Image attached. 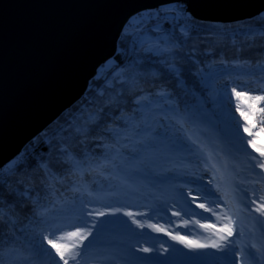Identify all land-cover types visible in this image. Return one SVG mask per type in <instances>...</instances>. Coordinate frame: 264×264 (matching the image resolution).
I'll list each match as a JSON object with an SVG mask.
<instances>
[{
  "label": "trees",
  "instance_id": "16d2710c",
  "mask_svg": "<svg viewBox=\"0 0 264 264\" xmlns=\"http://www.w3.org/2000/svg\"><path fill=\"white\" fill-rule=\"evenodd\" d=\"M262 21H196L186 30L149 21L144 31V20L128 22L114 56L123 66L105 63L82 99L0 169V264L34 259L69 200L90 199L112 177L150 182L166 167L209 169L220 187L228 155L253 157L238 147L249 136L241 113L253 105L242 91L264 89Z\"/></svg>",
  "mask_w": 264,
  "mask_h": 264
},
{
  "label": "water",
  "instance_id": "95a60500",
  "mask_svg": "<svg viewBox=\"0 0 264 264\" xmlns=\"http://www.w3.org/2000/svg\"><path fill=\"white\" fill-rule=\"evenodd\" d=\"M166 0H0V169L75 106L114 57L125 25ZM200 22L232 24L264 0H186Z\"/></svg>",
  "mask_w": 264,
  "mask_h": 264
},
{
  "label": "rangeland",
  "instance_id": "374dc122",
  "mask_svg": "<svg viewBox=\"0 0 264 264\" xmlns=\"http://www.w3.org/2000/svg\"><path fill=\"white\" fill-rule=\"evenodd\" d=\"M151 11L143 12V16L134 15L129 22L132 25L134 23L136 25L144 20L143 24H141V31L147 30V23L153 21V19L148 17V13ZM146 19H149V21ZM152 28L156 29L155 27ZM173 28L186 30L187 26L181 22L176 25L174 24ZM133 50L134 45H131L130 42L129 53H132ZM112 63L108 62L106 66ZM261 87L264 88V84ZM242 92L250 97L253 103L248 113L245 114L248 120L243 125H248L254 135L250 136L248 134L249 136L243 139L245 140L244 144L247 143L244 148L238 147V152L253 157L244 156L245 159L243 158V162H245L242 163V160H237L236 157L228 155L225 162H221V167L224 172L222 185H225L227 173H230L235 177L233 179L230 178V181H233L236 186L238 184L240 190H237L235 186L234 188H230L228 185H225L226 191L228 192V195L225 196L220 190L222 185L220 187L218 186L219 184L217 185V183H221V179L212 177L209 169L203 170L202 168L198 169V171L203 170V172H197V170L192 172V170H195L194 168L185 170L184 167V171L176 174L175 171L172 173L170 172L171 169L166 167L163 169L164 175H159L157 180L147 182L146 179H141L137 182L132 177L122 178L124 184L115 188L114 184L117 176L112 177L110 183L102 186L107 188H103L105 192L111 190L112 194L105 193L102 196L99 195L97 200L93 198L92 201L87 198L86 200L83 197L84 202L77 209L67 207L61 215L64 223L52 228V232H49L45 236L41 251L35 254V260H29L25 264H63L59 253L51 245L47 244L48 239H53L57 244L66 246L63 250L64 259L68 261V264H109L105 263L107 259L106 261L93 260V253L95 252L97 256L103 255V246L106 245L104 236L111 234L117 235L118 242L122 238V241L119 242L121 248L114 241L111 243V249H109L112 255L116 256L114 264H142L143 262L149 264L146 261H154L156 259L155 251L158 250L157 248L146 246L144 248H150L152 251L143 252L138 242L132 243L129 238L120 237L122 236L120 228H122L124 222L131 224L132 228L129 229L136 231L139 227L138 225L142 224L139 217L151 215L149 209H145V207L134 209L135 207L130 208V206L121 205L118 202L120 200L129 202L130 195L135 194L145 199L148 190L153 187L160 189V193L163 196L162 202L157 205L156 209L159 212L164 211L167 213L171 220L183 230H179V234L172 235L183 236L185 241H193L191 245H203L205 247L215 245V243L217 244L214 237L219 235L227 241V247H223V250L227 253L225 254L226 257L230 259L229 264H264V208L261 207L264 205V167H261L264 164V154H262L264 153V124H262V120H264V89L260 88V86H252ZM230 115L232 114L229 113L228 116ZM245 115L244 118L243 116L241 118L245 119ZM230 122L233 124L232 130L236 129L237 127L236 125L234 126V122L231 119ZM252 140H255V147L250 143ZM157 172L160 173V170ZM199 173H202L201 176L198 175ZM191 174H197V176ZM131 180H133V183ZM185 181H188V183L190 181L192 184L198 186L199 189L190 187L189 185L186 186ZM114 194L116 195L112 196ZM200 205L204 207L201 208ZM187 208L189 212L186 210ZM116 209H119V211L115 215H108ZM99 213H105V215L101 216ZM128 213H131L132 216L128 215ZM107 220H116L118 223L105 226L102 232L98 231L101 227L100 221ZM158 221L159 219L156 217V222ZM164 225L165 227L163 228L159 227L162 229L163 234L165 231H168L166 228L167 224L164 223ZM204 225H213L214 227H204ZM225 227L231 229V235L226 231H219V229ZM147 229L148 226L142 229L143 233ZM169 230H171L170 227ZM186 231L189 233L188 235H184ZM70 232H79L80 235L69 236L68 233ZM208 236L210 239H207ZM230 237L232 238L230 239ZM113 245L114 247H112ZM183 245L187 250L189 249L190 256L194 255V252L190 251V244L184 242ZM159 250L163 258H165L166 251H162L161 248ZM85 251H89L91 257L85 256ZM216 251L219 252V250ZM182 252H185V250H182ZM176 258L175 261L185 262L182 261V257V259ZM188 260L192 259L189 258ZM219 260L218 258H214L213 264H223ZM152 263L172 264L170 261L167 262V259L163 260V263H160V260H155ZM208 264H212V262Z\"/></svg>",
  "mask_w": 264,
  "mask_h": 264
},
{
  "label": "bare ground",
  "instance_id": "6f19581e",
  "mask_svg": "<svg viewBox=\"0 0 264 264\" xmlns=\"http://www.w3.org/2000/svg\"><path fill=\"white\" fill-rule=\"evenodd\" d=\"M151 10L152 9L147 10V11H151ZM154 10L155 9H153V11ZM143 12H146V11L139 12L136 15H142ZM191 17H192L191 21H183V23L186 24L187 28H190V26L192 24H198L197 22H199L192 15H191ZM151 22L154 23V21H151ZM201 23L205 24L207 22H201ZM213 24H217V23H213ZM173 25H172V27H173ZM137 27H138V25H137ZM167 28H170V27H167ZM201 174L202 173H199L198 175L201 176ZM191 175L197 176V174H191ZM230 178L233 179L235 177H233L230 173H227L225 185H228V187H230V188H234V186H235V188H237V190H240V188L238 187V184L236 186L233 183V181H230ZM190 181H189V183H188V181H185V183H186L185 185L186 186L189 185L190 187L198 188V186H196L195 184H192ZM192 181H193V179H192ZM131 182L133 183V180H131ZM123 184H124V180L122 178L117 179V181L114 184V188L119 187ZM225 185H222V187H220V188L221 189L224 188ZM105 193L112 194L111 190H109V192H104V191L100 190V191L94 192L93 195L90 197V199H91V201L93 200V198L95 200H97L99 195L102 196ZM202 194H203V192H202ZM204 194H206V192H204ZM115 195L116 194H114L112 196H115ZM130 196L131 197L129 198V202L128 201L124 202L122 200H120L118 202L121 205L130 206V208L135 207L134 209H140V207H145V209L146 208L149 209L150 213L153 211V208H157V205L160 202H162V200H163V196H162V193H160V189H156L154 187L150 188L148 190L145 199L142 198L141 196H138L137 194L130 195ZM207 198H209V197H207ZM82 202H84L83 199L76 197L75 199L69 200L68 208L72 207L73 209H77V207ZM180 202L182 203V201H180ZM186 210L189 212L188 208ZM156 217L159 219L158 222H156ZM139 220L142 221L141 222L142 227H141V225H138L139 227H138V229H136V231L129 229V228H132L131 224H127L124 222L122 225V228H120V232L122 231V233H121L122 236H120V237H127L130 239V241L132 243L138 242L141 249H143L146 246H153V247L157 248L158 250L155 251V254H156L155 260H160V262L163 263V260L167 259V262L170 261V263L173 264V263L178 262V261H175V259H177L176 257H178V258L182 257L183 258V259L181 258L182 261H185L184 264H208L209 262H212V264H213L214 258H218L223 262V264H229L230 263L229 257H226V255H225V254H227L226 251L223 250V247H227V241L223 237H220L219 235L214 237L217 241V244L215 243V245H212V246L208 245V247H205V246L199 247L198 245H190V248H191L190 251L194 252L193 253L194 255L190 256L189 255V249L187 250V248L183 245L184 242L182 243L180 240H175L172 238L173 236H175L172 234H179V232L182 229L179 228L171 220L170 216L167 213H165L164 211H160V212L158 211V213L153 214V215H143L142 217H139ZM129 221H130V219H129ZM63 223H64V220L62 221V219H61L59 222H57V226L60 224H63ZM164 223L167 224L166 228L168 229V231H165L163 234L162 231H158V229L165 227ZM143 226H145V227H143ZM147 226H148V229L145 230V232L143 233L142 229L146 228ZM226 226H228V225H226ZM169 227L171 228V230H169ZM125 228H126V230H125ZM160 230H162V229H160ZM169 233L171 235H169ZM188 234L189 233L187 231L184 233V235H188ZM121 239L122 238L119 239V242L122 241ZM207 239H210V237L208 236ZM114 241H116V242H114ZM104 242L106 243V245L103 246V249H104L103 255L97 256V255H95V252H94L93 253L94 254L93 260H96V261L105 260L106 261V259H107V262H105V263L114 264V260H116V258H115L116 256H113L109 249H111V243L112 242L118 243L117 245H118V247H120L119 246L120 244H119L118 239H117V235L111 234V235L104 236ZM112 247H114V245ZM229 247L232 248L231 245H229ZM160 248L162 251H166L165 258H163V256L161 255L160 250H159ZM182 250H185V252H182ZM216 250H219V252ZM119 251H120V249H119ZM84 253H85V256L91 257V254H89V251L88 252L85 251ZM189 258L192 260H188ZM32 260H35V258ZM146 262H148L149 264H155V263H152L150 261H146ZM142 264H145V262H143Z\"/></svg>",
  "mask_w": 264,
  "mask_h": 264
},
{
  "label": "snow or ice",
  "instance_id": "6c2138e0",
  "mask_svg": "<svg viewBox=\"0 0 264 264\" xmlns=\"http://www.w3.org/2000/svg\"><path fill=\"white\" fill-rule=\"evenodd\" d=\"M261 16L264 17V13H261ZM148 17L150 19H154V20L158 21V23H156V25H155L156 29H158V30H164L167 27H172L173 24H179L183 21H191V19H192L190 10H189L187 3H186V0H166V2L158 5L154 11L149 12ZM262 23H264V21H262ZM108 62H114L115 63V67L112 69V71H118L123 66L122 60L115 62L114 57H111V56L106 58V64ZM241 115H245V114L241 113ZM245 118H247V117H245ZM244 130L246 132H248V134L250 136L254 135V133H252L249 128L246 127ZM250 143L252 144L253 147L256 146L255 140L250 141ZM40 149L44 150V151L49 150L47 144L43 141L40 144ZM262 154H264V153H262ZM261 167H264V164H262ZM200 207L203 208L204 206L200 205ZM261 207L264 208V205H262ZM118 211H119V209H116L114 212L109 213L108 215H115L116 212H118ZM99 215L103 216V215H105V213H99ZM128 215H132V214L128 213ZM115 223H118V221H116V220L100 221L101 227L98 229V231L102 232L104 230L105 226L110 225V224H115ZM141 227H142V225H141ZM204 227H214V226L213 225H204ZM158 231H161V230L158 229ZM219 231H221V232L226 231L229 235L232 234L231 229L227 228V227L221 228V229H219ZM68 235L69 236H79L80 233L79 232H70V233H68ZM169 235H171V234L169 233ZM172 238L175 240H180L181 242H187L190 245L193 243V241H185V238L183 236H173ZM47 244L51 245V247L53 249H55L57 253H59L60 259L63 260V264H68V261L66 259H64V250L63 249L66 246H62L60 244H57L53 239H48ZM199 247H203V245H199ZM141 251L151 252L152 249L144 248V249H141Z\"/></svg>",
  "mask_w": 264,
  "mask_h": 264
},
{
  "label": "built area",
  "instance_id": "2783aa9c",
  "mask_svg": "<svg viewBox=\"0 0 264 264\" xmlns=\"http://www.w3.org/2000/svg\"><path fill=\"white\" fill-rule=\"evenodd\" d=\"M153 21H154V23H153V27H155V25H156V23H158V21H155L154 19H153ZM156 28V27H155Z\"/></svg>",
  "mask_w": 264,
  "mask_h": 264
}]
</instances>
